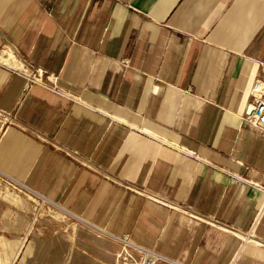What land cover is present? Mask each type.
<instances>
[{
  "label": "crops",
  "instance_id": "1",
  "mask_svg": "<svg viewBox=\"0 0 264 264\" xmlns=\"http://www.w3.org/2000/svg\"><path fill=\"white\" fill-rule=\"evenodd\" d=\"M262 63L264 0H0V264H264Z\"/></svg>",
  "mask_w": 264,
  "mask_h": 264
},
{
  "label": "rangeland",
  "instance_id": "2",
  "mask_svg": "<svg viewBox=\"0 0 264 264\" xmlns=\"http://www.w3.org/2000/svg\"><path fill=\"white\" fill-rule=\"evenodd\" d=\"M151 253L153 252L132 243L129 238L115 240L106 237V264H143L146 255ZM155 264L170 263L160 259Z\"/></svg>",
  "mask_w": 264,
  "mask_h": 264
},
{
  "label": "built area",
  "instance_id": "3",
  "mask_svg": "<svg viewBox=\"0 0 264 264\" xmlns=\"http://www.w3.org/2000/svg\"><path fill=\"white\" fill-rule=\"evenodd\" d=\"M262 74L263 77L255 79L252 86V96H253V106L246 116L247 122L254 128L264 134V64L262 63ZM258 186L264 193V188L260 185ZM264 208L261 205V211ZM163 259L160 255L156 253L147 254L143 264H155L156 261Z\"/></svg>",
  "mask_w": 264,
  "mask_h": 264
}]
</instances>
